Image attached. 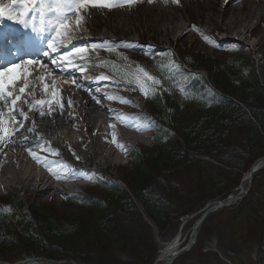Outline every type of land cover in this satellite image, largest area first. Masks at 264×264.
Instances as JSON below:
<instances>
[{"label":"rangeland","instance_id":"rangeland-1","mask_svg":"<svg viewBox=\"0 0 264 264\" xmlns=\"http://www.w3.org/2000/svg\"><path fill=\"white\" fill-rule=\"evenodd\" d=\"M199 1H201V3H199ZM240 1L233 3L232 6L238 8L236 11L232 9L229 10V17L225 22L223 19H220L219 13L221 7L226 6V0H180L179 4H173L171 0H169L167 4L164 3V0H162V3H160L159 0H155V2L151 4L147 3V0H142V2L132 5L125 4L120 8L109 9L89 7L83 9L82 14L76 16L75 19V23L77 20H80V24L77 26V24L74 23V26L76 25V30L75 33L71 34L83 38L87 36L97 38L107 36L110 38V41L105 45L101 44L102 46L95 44L102 43L100 40H86L83 41L84 44H80L79 48L93 43L94 47L92 50L95 52L94 55L100 60L105 61L109 59L112 61L109 68L111 69L110 72L114 75L111 74L113 77H111V80L113 82L115 81L117 84H121L123 88L121 87L122 90H120L119 93L110 95V97L114 96L115 100H117L115 104H112L106 97L99 98L100 101L110 106V108L107 109L108 111L110 110L109 112L107 111L108 114H115V117L109 118L107 115L103 117V119L102 117L99 118L96 128L92 130V132L86 131L82 124L80 125L82 127L78 129L74 128L78 125L75 123L71 124L73 127L69 131V136H61V134L55 133L51 138L57 143H62L64 139H69L73 136H87L90 138L89 135H91V139H97V135L100 136V134H103V137L108 139L115 135L114 124L119 129L124 128L125 130H129L127 127H131L128 126L129 124L125 125L122 121L119 123L120 120L117 121L121 116L123 121H129L133 126L140 127V130L136 128L137 130H135V133L137 135L143 134L144 139L138 141L134 139L132 140L133 142L127 139L119 141L120 143L115 145L117 152L113 151L114 153L112 152L111 155H107V158L105 152L108 151L106 147L107 142L102 143L96 150V145L91 144L89 150L92 151L93 149V151L95 150L97 153H95L96 156L93 155L87 160L90 162L86 165L87 169L84 167V169L81 168L82 161L76 160L75 154L66 147L65 149L62 147L63 149L59 148L58 150L51 142L46 145L45 149L43 148V151L42 149L31 148L39 157L42 155V158L40 157L42 163L39 164L38 161L36 162L37 165L33 171L34 175L30 176L33 179L30 178V180H26L24 188H22L18 180V178L21 179L18 175L14 177L18 181H15V179L11 180L10 185L8 184L0 188V200H3L2 203H4L3 211L6 210V213L9 212V209L11 210L9 204L15 202L18 208L24 212L39 207L45 209L46 207L68 220H74L76 218L86 220L91 219L92 216L101 212L99 209L87 205L86 202L92 199H104L106 196L105 194L109 192L108 190L115 189V187H113V184H115L114 182L117 183L121 181L124 184L133 185L131 176H133V173H136L134 153L137 152V154H139L141 150L145 149L152 152L155 151L151 150L154 141L152 127L155 123H150L148 121V119H153L155 116V113L152 111L153 104L145 99L143 93L140 91V85L135 81L137 75L142 76V74L139 73L140 67H143L150 75L159 79L161 83H166L164 80L171 81L169 86L172 87L174 95L178 98L177 103L180 105L181 109L178 111L177 116L181 119L185 116H189V120H191V115L194 114L192 112L193 105H201L195 103L200 102L199 99H194L193 97L187 99V94L190 95L189 91H187L184 97L185 87L196 78L202 79L201 76H203L204 81H206L204 87L213 90H206L202 95L210 100H214L215 98L214 91H218L220 97L226 98L234 95L238 98H242L240 89L243 86L239 85L241 83L236 77L230 75V73L233 72L232 69L234 66H238V68L241 69L247 67L252 70V75L257 78L259 85L264 88V37L260 27L262 25L260 24L258 15H252L250 17L244 16V14L249 11V6H251L252 10L260 7H258L259 5H257V3L255 5L249 4L243 9H239L243 7L244 0ZM109 2L121 3L122 0H109ZM206 2L209 4L208 7H205ZM93 11H100L102 13L100 18H102L104 22H106L107 19L111 22V30L104 24L98 28L92 27L89 18L92 19L93 23H96V21L98 22V18H95V12ZM161 11L165 14L170 12L172 13L170 14L171 17H176L171 18L170 15L164 16L165 14H161ZM261 11L264 14V9H261ZM177 18H179L178 22L176 21ZM236 18H238L237 22H235ZM191 23L195 25V29L192 28V31L186 32V29H188L187 26ZM183 31L186 33L181 36V34L184 33ZM200 32L204 33L201 34ZM71 34L70 36L73 37ZM204 34L210 38L213 36V39L211 38L213 43H209L205 40ZM120 39H127V44L125 42L114 47L113 45L115 42L113 40ZM106 46L111 47V50L115 51L110 52L109 49H106ZM152 46L154 48H151ZM136 47L143 48V51L133 50V48ZM90 52L93 54L92 51ZM148 52L150 54H148ZM222 67H224V72H227L229 77V80L227 79V83L229 84L226 86L229 90H224L226 93L216 88L214 89L207 83L210 78H212L214 82L216 81L214 71ZM167 72L170 74H167ZM103 73L105 74L104 71ZM120 75H122L121 77H125V80L122 79ZM55 77H57V75H55ZM34 78H30V81L34 80ZM57 78L58 80L60 79L59 77ZM230 80L233 84L230 83ZM49 81L50 80H47L46 84L52 87L53 83L50 84ZM42 82L43 83L40 82L39 85H37V90L41 89V87L43 88L46 79ZM144 82L145 86L150 89L149 94H161V83L159 85H154L150 81H147L146 78H144ZM59 83L60 82H55V87L56 85L57 88L58 86H62V84ZM108 86L107 84V86H104L105 89H102L103 87L101 89L109 91L112 87ZM204 87H202L203 91H201V89H198V91L204 92ZM63 89H65L64 91L66 93L67 89ZM16 92H19V89H16ZM29 94L32 96L35 94L30 86L27 87L26 93H20L24 99L21 96V101H19L16 106L17 110L22 108L24 109L23 111L30 112L29 103L26 104L24 102L25 98L29 101ZM44 95L43 99L46 98V94ZM116 95L124 97L133 103H122L119 101L120 99L116 98ZM40 96L41 94L37 95L38 98H40ZM252 96H254V100L258 98L255 92ZM220 97L218 96V98ZM241 100H244V98ZM118 107L126 112L119 115L117 119L116 115L118 113L116 110H118ZM41 108L44 109L43 106ZM246 111L251 121L256 123L249 110L246 109ZM151 113L154 114L152 115ZM178 120L177 118L176 124H174L175 128L178 126ZM102 124L109 126L110 135L108 132V134L106 132L98 133L99 126ZM232 129L230 130V138L232 141V145H229L231 146L230 150L221 151L220 149H213L212 151L207 148H200L197 150L190 149L187 151V159L184 161L180 160L175 166L163 165L156 174H153L150 184L143 187L142 191L144 195L153 199L152 201L155 202L156 206L165 210L160 221L161 224H164V227H161L159 223L149 218L142 202L138 200L134 201L139 213L141 214L140 211H142L147 215L148 221L145 220V218L144 220L150 226L152 233V239L147 241L144 246H141L138 250L135 247L137 251L136 254L132 252V243L125 242V240L121 238L119 242L115 244L110 254H107L105 251L92 254L93 258L90 262L79 260L81 261L79 264H153L156 259L157 251L160 250L161 243L167 242L177 235L182 220L186 216L192 215L197 210L201 209V207L211 199L206 200L202 205L203 200L210 196L219 194L222 191L223 194L220 196H224L225 194V196H227V194L233 193V190L239 183L232 187V189L230 188L231 190L226 189L231 187L236 181L240 182L241 180V174L225 171L216 165L214 166V164L211 163L212 161H207L206 164L201 165L203 170H198L195 164L190 163L192 161L189 155L190 152H193L191 153L193 157L195 155L198 158H201V154H207L205 152H212L223 158L227 163L236 164L233 161H238L243 163V165H245L244 167H251L259 159L264 157V146L251 145L250 141L247 140L248 138L245 136V128L242 129L240 126H237L236 129ZM115 136L117 137L118 135L116 134ZM23 144L25 145L26 143ZM118 145L124 146L121 147ZM47 149H53L55 152L48 151ZM20 151V149L14 148L13 150L8 149L5 153L19 154ZM56 152H58V155L55 154ZM69 155L71 158H69ZM75 161L80 162V164L75 163ZM57 166H60L59 169H61V171ZM71 166L73 169H70V172H68V168H71ZM52 167H56L53 169L54 172L51 170ZM62 169L64 170L62 171ZM75 170L76 172L74 173ZM56 171L57 173H55ZM61 172L67 174V178L56 179V175H62ZM78 173L79 175L76 176ZM162 173L165 174V179L168 182L162 179ZM40 176L43 178L47 176L51 178V180L53 179V186L49 188V183L46 185L44 181L40 180ZM248 186L249 183L246 185V189ZM134 187L133 185V188ZM249 190L246 198L241 196L243 197L242 205L237 210H233V208L231 209L230 207L218 209L210 213L198 229L196 244L190 251L184 252L178 256L173 264H261V261L264 263V169L254 175ZM127 214L129 216L130 212H127ZM201 215L202 214H198L184 225L181 233V241H183L184 244L191 239L194 222L200 218ZM128 216L122 217L121 222H123V225L127 224V229L136 230L135 224L133 225V219ZM60 223L61 222H57V225H61ZM14 232H17V235L15 234L14 237L10 238H15L16 241L14 240L11 244L2 247L1 244L4 238H1L0 235V258H5V260L9 262L15 261L14 263L20 264L22 259L30 257L28 254L21 253L22 250L28 248L27 246L29 245H21L19 240V238H21L19 228ZM39 233L43 235L42 231ZM5 237L9 238L8 235ZM125 243L130 248L124 246ZM58 256L59 254L57 257ZM60 257H63L62 260L52 262V264L73 263V259L66 255L60 254Z\"/></svg>","mask_w":264,"mask_h":264},{"label":"trees","instance_id":"trees-1","mask_svg":"<svg viewBox=\"0 0 264 264\" xmlns=\"http://www.w3.org/2000/svg\"><path fill=\"white\" fill-rule=\"evenodd\" d=\"M232 71L230 75L236 77L241 83L239 85L243 86L240 92L244 100L234 95L226 98L220 97L218 91L213 92L215 95L214 100L203 97L202 95L206 90H213L204 87L206 81L201 76L202 79L196 78L188 85L190 95H187V99L190 97L199 99L200 102L195 103L201 104L193 105L192 112L194 114L191 115L193 120H189V116H185L183 119L177 116L181 108L177 103L178 98L174 95L172 87L169 86L171 81L164 80L166 83L160 84L162 89L160 95L149 94L147 96L148 101L153 104L154 118L163 124L155 130L153 148H151V150L155 151L152 152L145 149L141 150L139 154L137 152L134 153L136 173L131 176L134 188L133 185L131 186L127 183L125 184L127 189L119 184H113L115 189L108 190L109 192L105 194L106 196H103L104 199H92L86 202L87 205L101 211L92 216L91 219L76 218L68 220L46 207L45 209L39 207L24 212L18 208L15 202L9 204L11 210L9 209V212L6 213V210L3 211V200H0V235L1 238H4L1 247L11 244L14 240L16 241L15 238L11 239L10 237L17 235V232L15 233L14 231L19 228L21 245H29L27 246L28 248L22 251H33L36 255L48 259H62L63 257H60L61 254L78 262H81L79 260L90 262L93 258L92 254H98L102 251L110 254L121 238L125 242L132 243V252L136 254L135 247L138 250L141 246H144L147 241L152 239V233L150 226L144 220L143 214L139 213L131 194L136 200L143 203L149 218L164 227V224H161L160 221L165 210L156 206L155 202L152 201L153 199L146 197L142 191L145 185L150 184L153 174H156L163 165L175 166L180 160L184 161L188 158L187 151L190 149L230 150L231 146L229 145H232L230 130L232 128L236 129L237 126L246 129L245 136L251 145L264 146V88L259 85L257 78L252 75V70L249 68L241 69L238 66H234ZM214 72L216 81L214 82L210 78L211 84L214 88L226 93L224 90H229L228 87L226 88L229 84L227 83V79L229 80L228 73L224 72V67L216 69ZM230 83L233 84L231 80ZM202 87L205 88L204 92L198 91V89L203 91ZM254 92L258 96L256 100L252 96ZM246 109L249 110L256 123L251 121ZM177 118L179 119L177 122L178 126L175 128L174 124H176ZM191 153L193 152L189 153L192 160L190 163L195 164L198 170H203L201 165L206 164L207 161H199ZM205 153L214 156L224 165L222 167L213 163L214 166L216 165L225 171L239 173L241 177L249 168L244 167L245 165L238 161H233L236 164L227 163L215 153ZM163 174H161V177L166 181L165 174ZM238 183L236 181L226 190H231ZM222 194L223 191L210 196L211 198L204 199L202 205L206 200ZM127 212H130L129 216ZM127 216L133 219V225L135 224L136 230L127 229V224H124V226L123 222H121L122 217ZM57 222H61L60 227ZM41 231L43 235L39 233ZM7 235L9 238L5 237ZM124 246H127L126 243ZM127 248L130 247L127 246ZM58 254L59 256L57 257ZM260 263L264 264L262 261ZM36 264L48 263L40 262Z\"/></svg>","mask_w":264,"mask_h":264},{"label":"bare ground","instance_id":"bare-ground-1","mask_svg":"<svg viewBox=\"0 0 264 264\" xmlns=\"http://www.w3.org/2000/svg\"><path fill=\"white\" fill-rule=\"evenodd\" d=\"M227 1V4L226 6L224 7H221L220 9V19H223L224 22L227 20V18L229 17V10L232 9L233 11H236V9L238 7H234L232 6L234 2L236 1H240V0H226ZM243 1V0H241ZM240 1V2H241ZM5 3H7V0H4ZM196 2V1H195ZM187 3V2H186ZM199 3H201V1H199ZM258 3V4H257ZM144 4V3H142ZM249 4H252V5H259L258 7L260 8H257L255 10H252L251 6H249L250 8H248V12L246 14H244V16L246 17H250L252 15H258L259 16V19H260V24L262 26L261 27V32H262V35L264 37V14L263 12L261 11V9H264V0H244L243 2V7L242 8H239V9H243L245 6L249 5ZM176 6V5H175ZM209 4H207L206 2V5L205 7H208ZM240 6V5H239ZM172 8V6H171ZM170 9V8H169ZM177 10V9H176ZM232 11V12H233ZM239 11V10H238ZM95 12V11H93ZM116 12V11H115ZM121 12V11H120ZM105 13V12H104ZM109 13V12H108ZM123 13V12H122ZM161 14H165V13H162V11L160 12ZM240 13V12H239ZM82 14V11L79 12V14H74L72 15L70 21H69V24L72 26L71 27V30H70V34L71 33H75V30H76V25L74 26V23H75V19H76V16H80ZM119 14V13H118ZM147 14V13H146ZM172 13H168V14H165L164 16H168ZM197 14V13H196ZM195 14V15H196ZM100 15H102V13L100 11H97L94 13V16L95 18H98V22L96 21V23L92 21L91 18H89L90 22H91V25L93 28H98L99 26H101L102 24L104 25H107L108 26V29L111 30L112 28V24L110 21H108V19L106 20V22H104L102 20V18H100ZM104 15V14H103ZM115 15V14H114ZM159 15V14H158ZM248 15V16H247ZM112 16V15H111ZM180 16V15H179ZM104 17V16H103ZM161 17V16H160ZM171 17V15H170ZM176 16H172L171 18H175ZM199 17V16H198ZM202 17V16H201ZM93 18V17H92ZM93 18V19H95ZM108 18V17H107ZM203 18V17H202ZM210 18V17H209ZM232 18V17H231ZM125 19V18H124ZM134 19V18H132ZM215 19V18H213ZM110 20V18H109ZM123 21V20H122ZM126 21V20H124ZM136 21V20H135ZM177 22L179 21V18H177L176 20ZM238 21V18L235 19V22ZM89 22V21H88ZM104 22V23H103ZM149 22V21H147ZM214 22V21H212ZM218 22V21H217ZM117 23V22H116ZM216 23V22H215ZM76 24V23H75ZM133 24V22H132ZM151 24V23H150ZM165 24V23H164ZM228 24V23H227ZM123 25V24H122ZM148 25V24H147ZM193 23L189 24L188 29H186L188 31H190L192 28H193ZM220 25V24H219ZM117 26V25H116ZM155 26V25H154ZM119 28V27H118ZM168 28V27H167ZM197 28V27H196ZM219 28V27H218ZM120 29V28H119ZM125 29V28H124ZM130 29H133V28H130ZM129 29V30H130ZM199 29V28H198ZM201 29V27H200ZM221 29V28H220ZM224 29V28H223ZM128 31V29H127ZM134 31V30H133ZM192 31V30H191ZM258 31V30H257ZM122 32V31H121ZM184 32V31H183ZM186 32L182 33L181 36L183 34H185ZM245 32V31H244ZM252 32V31H251ZM173 33V32H172ZM201 34L204 33V32H200ZM205 33H208V32H205ZM153 35V34H152ZM206 35V34H204ZM209 36V35H208ZM80 37V36H79ZM195 37V36H194ZM213 37V36H212ZM211 37V38H212ZM183 38V37H182ZM210 38V37H209ZM41 39V37H40ZM83 39V37L81 38ZM161 39V38H160ZM198 39V37H197ZM205 39V38H204ZM213 39V38H212ZM42 41H47L46 38L44 39H41ZM144 40V39H143ZM199 40V39H198ZM127 40H121L119 41V43H125ZM140 41V40H139ZM182 41V40H181ZM129 42V41H128ZM137 42V41H136ZM146 42V41H145ZM160 42V41H159ZM162 42V41H161ZM76 44V43H74ZM96 45H101L99 43H95ZM120 44V45H121ZM127 44V42H126ZM138 44V43H137ZM69 45H71V43H69ZM92 45H94L92 43ZM149 45V44H148ZM102 46V45H101ZM119 46V45H118ZM72 47H73V44H72ZM94 47V46H93ZM128 47V46H127ZM159 47V46H158ZM130 48V47H129ZM149 48V47H148ZM147 48V49H148ZM151 48H154L153 46ZM133 50H143L141 48H133ZM152 50V49H151ZM155 50V49H154ZM70 51L69 48H61L60 51L58 53H55V54H61V53H66ZM131 51V50H130ZM139 51H134V52H139ZM149 53V52H148ZM97 54V53H96ZM132 54V53H131ZM135 54V53H134ZM137 54V53H136ZM150 54V53H149ZM156 54V53H155ZM54 55V54H53ZM133 55V54H132ZM150 56V55H149ZM154 56V55H153ZM130 57V56H129ZM152 57V56H150ZM71 59H73L74 57H69ZM147 58V57H146ZM153 58V57H152ZM129 59V58H128ZM37 60V59H36ZM74 60H77V59H74ZM33 61H35V57L33 58ZM78 61V60H77ZM75 61V62H77ZM81 61H79L78 63H80ZM35 68V69H34ZM82 68V67H81ZM34 69V70H33ZM31 70H33L31 72V74L33 75H30L34 78V80L30 81V78L32 77H27V83H28V86H30L33 91H34V95L32 96L31 94H29V101L30 103H34V100L36 99H43V96H45L44 94H46V98H44L43 100H46V101H51V104L48 105V104H45L43 105V108L42 109L40 105H36L32 111L27 112L28 114V121H23L22 118H20L22 120V123H23V128H20L19 131H17L15 133V135H13L11 137V142H8L7 140L5 141H2L0 142V188L4 187V186H7L8 184L10 185V181L11 180H14L15 176L18 175V177L20 176L21 179L18 178L19 182L21 183L22 185V188L25 187V181L26 180H30V176H33L34 174V169H35V166L37 165V159L33 158V156L31 155L32 152L35 153V151H32L31 148H37V149H42L43 151V148L45 149L46 145L48 143H51L54 145L55 148H57L59 150V148H62L65 147L67 149H69L70 151H72L74 154H75V157H79V159H76V160H80V162L82 161V165H81V168H85L87 169V164H89L90 162H88L87 160H89L90 157H92L93 155H95V153H97V151H95L97 148H99V146H101L102 143L104 142H107L106 143V147L108 148V151H105L106 152V158H107V155H111V153L113 151H116L117 148L115 147V145L119 144L120 142L119 141H123L124 140H128V141H131L133 142L132 140H141V139H144V135H137L135 132V130H137L136 128H138L140 130V127H136V126H133L129 121H123L121 119V116L119 117V115H122L124 112L126 111H123L121 109H119L118 107V110L117 111V119L118 117L120 119H118L117 121H119V123L122 121L125 125H128V126H131V127H127L129 130H125L124 128L123 129H119L118 127L115 126V124L113 125L114 126V131H115V135L117 134L118 138L114 135L113 137L111 136L110 138H106V137H103V134H100V133H104V132H110L109 130V126L108 125H100L99 127V130H98V133L100 134V136L97 135V139H91V135H88L90 136L87 137V136H80V137H71L69 139H64V141L62 143H57L55 142V140L53 138H51L53 136V134L55 133H58V134H61L62 135H68L69 136V131L72 129L73 126H71V124H75L77 123L78 125L75 126L74 128L78 129L79 127H82L80 126L81 124L83 125L84 129H86V131H89V132H92V130H94L96 128V124L98 123L99 121V118L102 117H106L107 115L110 117H115L114 115L115 114H108V111L107 112V108H110V106L108 104H105L101 101H99L98 98H107L109 99L110 95H114V94H111L110 92L108 91H105V90H102V89H105L104 87L102 89H100L99 91L97 92H93L92 91V86H95V87H102L103 85L107 84L106 81L102 78V76L98 73V72H95V73H92V75H89L88 78H85V79H77L76 77L79 76L81 74V70L79 69V67H77V65L72 62L70 66H67L66 70L63 72L66 76V78L62 77V76H59V80L57 77H55L54 73H53V67H51L50 69V65L48 62H43V63H39V64H32L31 66ZM104 74V73H103ZM43 78V79H41ZM57 78V79H56ZM46 79V82L44 83V85L47 83V80H50L53 85L55 84V82H60L62 84V91H60L59 89L55 90V89H50L48 88V90L45 92V89H44V85H43V88L41 87V89H38L37 90V85H39V83H43L42 81ZM24 80V79H23ZM39 81V82H38ZM49 81V82H50ZM87 81H90V82H87ZM24 82H26L24 80ZM50 82V83H51ZM115 82V81H114ZM51 83V84H52ZM59 83V84H60ZM93 83V84H91ZM91 84V85H90ZM49 85V84H47ZM107 86V85H106ZM110 86V85H109ZM108 86V87H109ZM57 87V86H56ZM59 88V87H58ZM63 88H66L67 91L65 93V89ZM123 88V87H122ZM126 88V87H125ZM18 91V90H17ZM53 93H55V95H53ZM41 94L40 98L37 97V95ZM22 96V95H20ZM23 97V96H22ZM113 98L112 99H109L111 101L112 104H115L117 102V100H115V97L112 96ZM116 98L120 99L119 101H122V100H126L128 101L127 99H125L124 97H120L118 95H116ZM24 99V97H23ZM22 99V100H23ZM26 100V98H25ZM24 100V101H25ZM71 101V104L68 103V101ZM1 103H0V112H3L4 110V106L2 103H5V106L6 105H11V102L10 100L8 101H3L0 100ZM99 101V102H97ZM131 102V101H129ZM121 103V102H119ZM123 103V102H122ZM133 103V102H131ZM28 104V103H26ZM61 104H63V107H61ZM118 104V103H117ZM127 104V103H125ZM129 104V103H128ZM29 106V104H28ZM25 108V107H24ZM28 108V107H27ZM19 109V108H18ZM22 109V108H21ZM26 109V108H25ZM128 109V108H127ZM20 110V109H19ZM24 110V109H23ZM39 111H43L45 114L43 116L39 115ZM25 112V111H24ZM130 113V112H129ZM132 113V112H131ZM126 114V113H125ZM131 115V114H130ZM128 116V115H127ZM126 116V117H127ZM134 116V115H133ZM139 116V115H138ZM130 117V116H129ZM6 118V117H5ZM125 118V116H124ZM133 119V118H132ZM131 119V120H132ZM79 120V121H78ZM33 121L35 122V129L34 131H29V129H32L33 128ZM105 121V120H104ZM135 122V121H134ZM133 122V123H134ZM122 123V124H123ZM123 124V125H124ZM124 125V126H125ZM28 128H27V127ZM123 126V127H124ZM12 127H15V128H19V124L18 125H12ZM111 127V126H110ZM120 127V126H119ZM126 128V127H125ZM126 128V129H127ZM131 128V129H130ZM109 130V131H108ZM84 133V132H83ZM107 133V134H108ZM87 135V134H85ZM110 135V133H109ZM113 135V134H112ZM108 136V135H107ZM25 137H27V139H25ZM119 139V140H118ZM126 142V141H125ZM23 143H26L25 145ZM123 143V142H121ZM93 144V145H96V148L95 150L93 151H90L89 147L90 145ZM38 145H41V146H38ZM125 145V143H124ZM122 145V146H124ZM14 148H18L20 149V153L17 154V153H14V154H6L5 152L9 149V150H13ZM29 149L31 151H29ZM63 149V148H62ZM46 151V150H45ZM45 151H44V154H45ZM57 151V150H56ZM66 151V150H65ZM68 151V150H67ZM99 151V150H98ZM41 152V151H40ZM117 152V151H116ZM69 153V152H68ZM99 153V152H98ZM114 153V152H113ZM41 154V153H40ZM73 154V155H74ZM36 155L38 156V154L36 153ZM67 155V154H66ZM72 155V154H71ZM42 156V155H41ZM40 156V157H41ZM70 156V155H69ZM68 156V157H69ZM96 156V155H95ZM99 156V154H98ZM116 156V155H115ZM117 157V156H116ZM42 158V157H41ZM57 158H60V157H57ZM66 158V157H65ZM71 158V156L69 157ZM98 158V157H97ZM44 160V159H43ZM67 160V159H65ZM73 160V159H72ZM91 160V159H90ZM100 160V159H99ZM70 161V160H69ZM67 161V162H69ZM39 164L42 163V160H39L38 161ZM45 162V161H43ZM80 162H77L75 161V163H79ZM46 163V162H45ZM61 163V162H60ZM105 163V162H104ZM47 164V163H46ZM50 164V163H49ZM74 164V163H73ZM107 164V163H105ZM45 165V164H44ZM101 165V164H100ZM40 166V165H39ZM42 166V164H41ZM68 166H69V163H68ZM74 166V165H73ZM76 166V165H75ZM109 166V165H108ZM48 167V166H47ZM58 167V166H57ZM60 167V166H59ZM58 167V169H59ZM56 168V167H55ZM52 167V171L53 169H55ZM83 168V169H84ZM40 169V167H39ZM45 169V168H44ZM57 169V170H58ZM70 172V169H73L72 166L71 168H68ZM76 169V168H74ZM104 169V168H103ZM61 171V169H59ZM64 169H62L63 171ZM67 170V169H66ZM65 170V171H66ZM49 171V170H48ZM64 171V172H65ZM79 171V170H78ZM54 172V171H53ZM76 172V170L74 171V173ZM81 172V171H80ZM84 172V171H83ZM82 172V173H83ZM51 173V171H50ZM57 173V171L55 172ZM59 173V172H58ZM86 173V172H84ZM60 174V173H59ZM62 175L59 176V178H67V174L65 173H62ZM55 175V174H54ZM71 175V174H70ZM76 175V174H75ZM79 173L76 175L78 176ZM82 176V175H81ZM80 176V177H81ZM41 177V176H40ZM57 177V175H56ZM47 178V179H46ZM33 179V178H32ZM49 179V180H48ZM58 179V178H56ZM17 179H15V181H18ZM21 180V181H20ZM40 180L44 181L46 183V185L48 184V187H52L53 186V182L51 180V178H48L47 176L44 178L41 177ZM23 181V182H22ZM14 182V181H12ZM16 183V182H15ZM19 183V184H20ZM247 181H245L243 184H242V188L243 189H246V185H247ZM67 188H71V187H67ZM179 233H178V236H176V238H172L171 240L167 241V242H164V243H161L160 245V253L158 255V258H159V261L156 262L157 264H168L170 261H169V258L171 257V255L176 252L180 247H179V241L181 239H179ZM155 263V264H156Z\"/></svg>","mask_w":264,"mask_h":264},{"label":"snow or ice","instance_id":"snow-or-ice-1","mask_svg":"<svg viewBox=\"0 0 264 264\" xmlns=\"http://www.w3.org/2000/svg\"><path fill=\"white\" fill-rule=\"evenodd\" d=\"M142 0H122L121 3L113 4L109 0H0V26L5 24V21H12L17 25H21L24 29H30L33 33L41 39H47V46L51 53H58L62 47L66 48L69 44V32L71 30V25L69 21L74 14H79L83 9L91 8H113L122 7L125 4L132 5ZM155 0H147V3H154ZM169 0H164L167 4ZM173 4H179L180 0H171ZM77 26L80 24V20L76 22ZM195 29V25H193ZM199 31L198 29H196ZM205 40L209 43H213L211 38L205 35ZM84 49L76 48V53L83 52ZM49 55V53H45ZM60 60H66L67 55L59 57ZM126 59V58H125ZM33 60H18L17 62H9L6 65L0 63V100L11 102V108L7 113V118L5 114L0 112V142L7 140L11 142V137L15 135L20 128H23V123H20L18 117L22 118L23 121H28L29 117L23 109L17 110L16 105L21 101L20 95H15V85L16 83L24 79V87L19 89L21 94L26 93L28 87L27 77L31 75L27 71L28 66L34 64ZM51 63L57 64V58H53ZM139 73L142 76L137 75L135 77L136 83L140 85V91L147 97L149 95L150 89L145 86L144 78L150 81L154 85H159L161 81L156 77L145 71L143 67L139 68ZM43 79V78H41ZM104 79H107L106 77ZM45 91L48 90V85H44ZM154 91V90H153ZM55 95V93H53ZM15 96V98H13ZM113 97H109L112 99ZM29 103V111H32L36 105L43 106L45 104L50 105L51 101H46L43 99H36L34 103L29 101H24ZM99 102V101H97ZM123 103H130L129 101L122 100ZM71 104V101H68ZM63 107V104H61ZM18 113V114H17ZM45 113L39 111V115L43 116ZM19 123V128L12 127V125ZM35 122L33 121V128L29 131H34ZM27 139V137H25ZM41 146V145H38ZM121 146L122 145H118ZM48 151L55 152L53 149H47ZM29 151H31L29 149ZM55 154L58 155V152ZM33 158L39 161L41 158L32 152ZM79 159V157H77ZM59 178V176H57Z\"/></svg>","mask_w":264,"mask_h":264},{"label":"water","instance_id":"water-1","mask_svg":"<svg viewBox=\"0 0 264 264\" xmlns=\"http://www.w3.org/2000/svg\"><path fill=\"white\" fill-rule=\"evenodd\" d=\"M263 166H264V157L261 158V159H259L256 163H254L250 167L248 176L246 178H244L243 181L248 180L249 186H251L253 175L255 174V172L257 170H259ZM237 197H238V194H236V195H234L232 197H228V198H226V199H224L222 201H217L215 203L212 202L211 204H209L208 206H206L205 212H204L203 216L194 223V226H193V238L190 240V242L186 246L179 248L176 252H174L171 255V257L169 258V261L170 262L168 264H172L173 261L177 258L178 255L182 254L185 251H188L189 249H191L195 245L196 240H197V234H198L197 233V229L201 226V224L204 221V219L210 213L216 211L217 209H222V208L227 207L228 204H229V202L232 199L237 198ZM195 214H197V213H195ZM195 214L190 215L187 219H185L184 222H183V224L186 223L189 219H191ZM158 261H159V258L156 259L155 263L158 262Z\"/></svg>","mask_w":264,"mask_h":264}]
</instances>
